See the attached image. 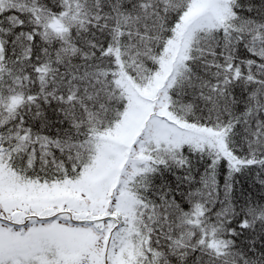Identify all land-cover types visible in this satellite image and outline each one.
Listing matches in <instances>:
<instances>
[{
  "label": "snow or ice",
  "instance_id": "snow-or-ice-1",
  "mask_svg": "<svg viewBox=\"0 0 264 264\" xmlns=\"http://www.w3.org/2000/svg\"><path fill=\"white\" fill-rule=\"evenodd\" d=\"M0 264H264V0H0Z\"/></svg>",
  "mask_w": 264,
  "mask_h": 264
}]
</instances>
